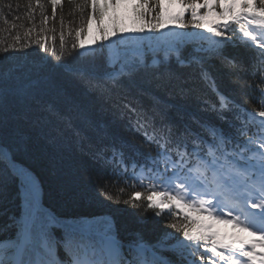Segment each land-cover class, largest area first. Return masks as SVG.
<instances>
[{
	"label": "snow or ice",
	"instance_id": "obj_1",
	"mask_svg": "<svg viewBox=\"0 0 264 264\" xmlns=\"http://www.w3.org/2000/svg\"><path fill=\"white\" fill-rule=\"evenodd\" d=\"M58 2L51 0L53 15ZM123 2L84 0V8L90 4L91 13L76 29L77 36H81L89 21L95 19L97 31L102 34L101 41H108V30L101 27L100 21L109 8L114 10ZM165 3H178L182 10L168 15ZM146 5L149 7L145 8ZM186 12L191 18L185 22ZM133 13L143 24L130 31L143 33L147 29L160 35L148 42L139 36L121 37L122 58L117 62L118 66L106 63L105 68H115V71H105L102 75L96 65L97 52L90 49L93 55L86 58L88 71L74 75L90 92L103 96L105 103L110 102L119 111L120 118L127 121L128 129L140 135L148 149L142 161L126 156L123 145L121 149L105 146L93 153L92 158L102 167L110 166L107 175L97 176L98 186L107 191L105 180L126 182L132 179L139 182L140 187H145L143 181H148L149 209H161L155 213L157 216L163 214L161 206L178 209L183 214L182 223L167 225L177 235L166 233L156 244H147L141 238L125 250L124 245L107 233L94 239L79 232L36 200V184L30 171L17 167L14 158L17 151H32L31 138L21 128V120H30L32 109L39 108L46 114L48 122L71 130L81 144L86 138L82 128L95 126L86 102L75 98L59 79L61 70L55 65L67 60L61 57L52 61V67L26 83L10 82L6 72L0 73V162L4 164L0 168V193L9 181L19 179L28 217L26 224H18L20 239L4 250L0 264H197L198 260L199 264H205L204 257L209 250L218 260L208 264H241L235 258L237 253L239 257L247 258L244 264H264V256L258 259L254 251L257 246L264 249V0H153L151 5L149 0H136ZM210 13L231 18V22L237 24L246 20L240 28L242 38L235 34V29H231L234 34L229 36L220 30L221 25L213 24L207 32L215 38H207V48L200 45L193 50L185 43L182 33L172 29L167 34L161 31L166 27V15L171 21L178 22L181 29L189 24L202 29L204 25L199 21ZM223 27L229 29L228 24ZM112 35H116L114 18ZM36 43L45 54L50 51L55 54L46 43L39 40ZM60 44L63 48V34ZM72 47L76 49L77 45ZM80 47L84 45L81 43ZM103 47L101 43L100 55ZM229 47L252 53V62L246 65L230 58L225 54ZM73 55L79 56L78 53ZM211 60L218 61L231 75L246 73L250 82L243 86L255 93V107L240 109L236 106L234 120L240 123L239 126L229 124L234 129L231 134L195 121L194 117L192 119L199 123L201 132L190 126L177 127L169 119L168 110L160 106L159 98L143 87L146 79L163 84L179 78L182 70L190 69L202 81L210 83L218 94V118L227 123L228 117L224 113L232 109L229 98L219 93L215 78L210 75ZM145 100L149 102L146 104ZM252 127L256 131L241 141L239 137L247 135ZM109 151L110 156L107 155ZM135 154L139 155L138 152ZM154 197L160 199L154 200ZM124 203L137 205L135 200ZM201 214L223 219L225 223L232 222L234 227L251 231L257 238L250 241L226 238L215 231L211 223H206ZM170 240L175 243H168ZM158 250L171 252L175 259L159 256Z\"/></svg>",
	"mask_w": 264,
	"mask_h": 264
},
{
	"label": "trees",
	"instance_id": "obj_2",
	"mask_svg": "<svg viewBox=\"0 0 264 264\" xmlns=\"http://www.w3.org/2000/svg\"><path fill=\"white\" fill-rule=\"evenodd\" d=\"M152 2L153 0H149L150 5ZM8 5H11V7L9 8ZM40 5L43 7H40ZM134 5L135 2H132V0H124L116 9H108L103 20L100 21V25L108 30L109 40L102 42V34L97 31V21L95 19L91 20L90 25L84 28L81 36L78 37L76 34L77 28L75 27L91 13L90 4L87 8H84V0H59L55 15H53L51 0H39V4L37 0H0V73L6 72L10 82L22 81L26 83L28 79H34L43 70L52 67V61L59 60L61 57L67 58L62 66L56 64L55 67L61 70L59 72L61 83L67 86L68 91L75 98L83 100L80 99L83 92L86 93L87 91L89 93V98L83 101L86 102L91 120L95 126L86 129L94 133L95 137L106 132L110 136H114V123L106 116L108 112L111 113L115 110L110 105L111 103H105L103 96L101 97L104 100L101 103L99 101L100 95L90 92L86 85L74 75L79 74V72L73 70L63 71V69H66L65 64H74L78 57L83 56L85 68L88 71L89 65L86 58L93 55L90 49H95L97 52L96 65L102 75L103 72L110 70L105 68L106 63H117L116 60L122 57V50L119 48V46H122L119 43L121 37L139 36L145 42H148L149 39L147 38L159 36V32H149L147 29L143 33L130 31L141 27L143 24V21L134 18ZM147 7L149 5L145 6V8ZM164 7L167 9L168 15H175L182 10V6L178 3H165ZM200 11L203 12L204 10L201 9ZM168 15L164 18L166 27L161 30L162 32L167 34L168 30L172 29L182 33L184 40L192 39V41H194V37L203 36L202 45L205 48L208 47L205 42L207 38L209 36L215 38L214 34L207 32L208 26H212L217 22L221 25L220 30L226 31L229 36L234 34L231 29H236L234 23H228L229 29L225 30L223 27L225 24L220 23L225 18L215 13H210L199 21L204 25L202 29H196L190 24L187 28L181 29L178 27V22L168 19ZM45 17H47L46 20ZM113 18L116 35H112ZM190 18V14L186 12L185 22ZM146 19H148L147 13ZM207 33H209L208 36H204ZM61 34H63L64 40L63 48L60 44ZM37 40L46 43L50 49L54 50L55 54L53 55L51 51L45 54L43 50L39 49V45L36 43ZM81 43L84 45L83 48L80 47ZM101 43L104 45L102 55L99 54ZM73 44L77 45L76 49H73ZM73 53H78L79 56L76 57ZM224 71L222 67L217 69V73H223ZM225 75L224 84L228 85L229 89L234 90L236 95L238 94L242 99L245 98L248 95V88L243 86L247 84L246 79H240V76L231 75L228 72ZM187 76L188 74L185 73L176 80L183 82L182 78ZM154 89L156 90V88ZM167 90L171 91L169 88ZM190 93V91H186V94ZM45 99L50 100L51 97ZM186 109L189 116L193 117L192 107L187 106ZM30 115L31 119H22L20 126L31 138L32 151L30 153L17 151L14 158L17 167L29 170L35 184L42 187L46 198L51 200V203L47 205L53 213H63L64 218L70 217L72 221L89 224L94 229H101L99 226L105 225L106 228L118 231L122 237L133 242L142 238L147 244H156L165 238L166 233L173 236L177 235L174 229L167 227L168 224L174 221H171L166 214L157 216L155 214L158 211L157 209H149L145 195L136 198L131 191L116 188L112 180L104 181V186L107 188V191H105L104 188L98 186L96 178L99 173L93 172L92 168H89V171L71 173L73 165L70 155L66 154L67 152L59 146H56L54 142L49 144L50 141L45 140L44 137L55 129L60 132L59 134L63 138L67 135V129L61 124L48 122L46 114L39 108L32 109ZM168 115L172 121L183 120L182 115H176L174 112H168ZM44 124L47 129H43ZM204 124H208V122L204 121ZM184 126H186L185 122ZM192 128L197 132H201L200 127L197 125L192 126ZM72 140L79 143L75 136ZM59 141L60 143L63 142L62 139H59ZM65 155H68V158ZM3 167L4 164L0 162V168ZM128 200L137 201V205L125 204L124 201ZM19 205L22 211L26 208L19 179H16L9 181L7 188L0 193V235L5 233L8 236L10 226L20 225L22 212L18 211ZM101 213L104 216H100ZM107 216H109L108 221H106ZM19 237L18 232L13 233L11 239L8 240L9 242L1 243L0 252L2 254L0 256L4 255L7 243L12 246L14 240ZM168 243H175V241L170 240Z\"/></svg>",
	"mask_w": 264,
	"mask_h": 264
},
{
	"label": "rangeland",
	"instance_id": "obj_3",
	"mask_svg": "<svg viewBox=\"0 0 264 264\" xmlns=\"http://www.w3.org/2000/svg\"><path fill=\"white\" fill-rule=\"evenodd\" d=\"M90 22V21H89ZM79 25L78 26H76L75 28H78V27H80V25H81V23H78ZM87 25H90V23H88ZM86 27V26H85ZM74 28V27H73ZM147 39H151V38H147ZM26 122V121H25ZM84 171H87V170H84ZM45 200H46V202H48V203H51V200H48L47 198H45Z\"/></svg>",
	"mask_w": 264,
	"mask_h": 264
}]
</instances>
